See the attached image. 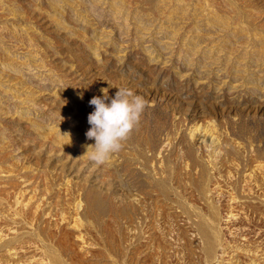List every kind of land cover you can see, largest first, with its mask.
<instances>
[{"label":"rangeland","instance_id":"obj_1","mask_svg":"<svg viewBox=\"0 0 264 264\" xmlns=\"http://www.w3.org/2000/svg\"><path fill=\"white\" fill-rule=\"evenodd\" d=\"M0 264H264V0H0Z\"/></svg>","mask_w":264,"mask_h":264},{"label":"clouds","instance_id":"obj_2","mask_svg":"<svg viewBox=\"0 0 264 264\" xmlns=\"http://www.w3.org/2000/svg\"><path fill=\"white\" fill-rule=\"evenodd\" d=\"M114 97L107 89H101L103 96H94L89 101L93 111L88 115L90 128L85 135L94 140V145H85L87 152L93 149L90 159L95 164H104L111 155L119 152L134 127L139 123L147 102L130 89L118 88ZM83 99V95L80 94Z\"/></svg>","mask_w":264,"mask_h":264},{"label":"bare ground","instance_id":"obj_3","mask_svg":"<svg viewBox=\"0 0 264 264\" xmlns=\"http://www.w3.org/2000/svg\"><path fill=\"white\" fill-rule=\"evenodd\" d=\"M13 251H15V250H13ZM13 251H12V252H13ZM8 252H9V251H8ZM16 252H17V251H16ZM261 257H262V256H261ZM5 262H6V261H5Z\"/></svg>","mask_w":264,"mask_h":264}]
</instances>
